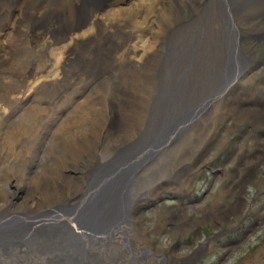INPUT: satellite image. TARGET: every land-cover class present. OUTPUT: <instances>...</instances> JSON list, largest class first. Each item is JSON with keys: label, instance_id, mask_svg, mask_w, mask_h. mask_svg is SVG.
<instances>
[{"label": "bare ground", "instance_id": "6f19581e", "mask_svg": "<svg viewBox=\"0 0 264 264\" xmlns=\"http://www.w3.org/2000/svg\"><path fill=\"white\" fill-rule=\"evenodd\" d=\"M245 32L264 38V0H0V67L23 56L0 80V264H169L147 198L183 191L164 179L192 178L227 114L264 124Z\"/></svg>", "mask_w": 264, "mask_h": 264}, {"label": "rangeland", "instance_id": "374dc122", "mask_svg": "<svg viewBox=\"0 0 264 264\" xmlns=\"http://www.w3.org/2000/svg\"><path fill=\"white\" fill-rule=\"evenodd\" d=\"M245 34L248 36L245 48L258 63L259 70V74L249 72L242 80H248L246 86L249 87L253 77L264 80V38L254 39L251 34ZM22 63V53L11 54L1 64L0 80L19 75ZM259 85L262 94L264 83ZM98 107L96 104L95 109ZM107 116L113 118L109 111ZM65 125L70 131L77 129L73 120L67 119ZM250 126L247 119L239 120L227 114L218 143L210 148L206 159L199 161V167H189L192 178L180 181L184 176H170L164 179L185 192L167 188L154 200L147 198L148 205L140 215L139 227L153 246L152 255L160 257L159 254L164 253L169 264H264V160L259 163L255 160V155L264 149L261 135L264 124ZM91 132L90 127L85 131ZM242 164L246 165L244 175H249L253 169L254 172L240 191V174L235 173ZM1 189L0 184V197L4 194ZM184 196L188 197L186 209L179 210ZM162 215H171L175 220L168 224L174 226L172 229L168 225L155 229V221ZM177 215L187 221L180 228L176 223H180Z\"/></svg>", "mask_w": 264, "mask_h": 264}]
</instances>
